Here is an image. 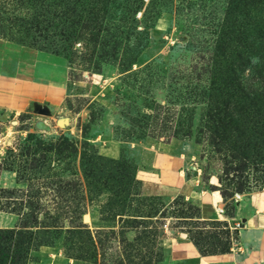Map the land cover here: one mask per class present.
Masks as SVG:
<instances>
[{
    "label": "rangeland",
    "instance_id": "1",
    "mask_svg": "<svg viewBox=\"0 0 264 264\" xmlns=\"http://www.w3.org/2000/svg\"><path fill=\"white\" fill-rule=\"evenodd\" d=\"M93 1L103 11L91 20L79 21L81 7L74 6L68 23L61 6L54 28L46 21L27 40L0 36L8 43L0 59L35 50L62 59L69 75L57 113L0 111V264H164L172 229H206L184 222L194 208L184 197L147 190L130 151L114 161L100 157L97 140L108 128L118 142L188 149L205 183L242 197L264 190V128L233 114L220 125L207 120L204 105L188 103V77L204 60L183 50L204 41V22L184 4L198 0H143L138 12L137 0ZM221 1L204 5L220 10ZM73 31L86 35L69 39ZM31 216L50 230L37 231L33 241L20 230L34 226ZM80 219L93 235L66 231ZM209 228L219 251L226 250L229 233ZM262 257L259 264L264 251Z\"/></svg>",
    "mask_w": 264,
    "mask_h": 264
},
{
    "label": "crops",
    "instance_id": "2",
    "mask_svg": "<svg viewBox=\"0 0 264 264\" xmlns=\"http://www.w3.org/2000/svg\"><path fill=\"white\" fill-rule=\"evenodd\" d=\"M0 49L8 50V43L1 39ZM6 67L12 69L8 71ZM49 72H52L50 77ZM68 81V69L62 59L18 49L14 57L5 55L0 59V111L19 115L43 106L57 113L67 98ZM97 142L99 154L108 159L118 160L126 151L134 154L137 178L152 194L180 195L195 207L198 221L229 226L232 245L225 254H213L207 235L201 231L188 228L170 231L163 244L164 264H259L263 261V191L243 196L234 204L231 202L234 196L225 199L224 189L218 183L214 180L205 183L197 176L188 149L156 141L118 142L110 128L100 133ZM238 223L242 228L234 237L233 228Z\"/></svg>",
    "mask_w": 264,
    "mask_h": 264
},
{
    "label": "trees",
    "instance_id": "3",
    "mask_svg": "<svg viewBox=\"0 0 264 264\" xmlns=\"http://www.w3.org/2000/svg\"><path fill=\"white\" fill-rule=\"evenodd\" d=\"M205 2L206 0H198L197 4H184V11L195 7L194 13L204 22V25H201V38L204 41H199L198 45H188L183 50L187 58L192 57L196 52V57L201 58L202 55L204 60L191 70L188 77V103L204 105L207 110V120L217 121L220 125L233 114L244 118L252 124V127L261 125L264 128V0H224L221 1L223 6L220 10L213 8L211 3L208 6L204 5ZM95 5L93 0H0V36L11 35L27 40L30 33H40L46 21L49 22L50 28H54L57 25L55 21L62 15L61 6L68 9V23H72L76 17L74 6L81 7L80 14L77 15L79 21L91 20L97 13H94L95 11H103V8H97ZM143 6V0H137L135 10L138 12ZM99 29L96 27L95 31ZM85 35V32L73 31L69 33L68 38L80 39ZM247 76L252 79L251 83L248 82ZM189 85L192 89H189ZM24 171L26 169H23ZM223 189L225 199L236 194L229 189ZM231 202L236 204L234 199H231ZM83 215L84 213L81 217ZM187 221L197 222L206 229H210V226L213 227L212 229L218 227L229 233L227 237H231L226 223L198 221L195 217V207L191 217H185L184 222ZM32 222L34 226L25 224L20 229L31 235V241L37 231L45 230V227L40 226L38 217ZM47 228H54L56 234H64L60 227ZM181 228L194 229L206 234L213 254L230 252L232 245L230 238L226 239L228 240L226 250L219 251L220 246L214 243L216 241L213 233L210 234L200 227L196 229L182 226ZM83 230L93 235L89 226L81 219L79 225H74L66 231L71 233ZM233 235L237 237L238 230H235Z\"/></svg>",
    "mask_w": 264,
    "mask_h": 264
},
{
    "label": "water",
    "instance_id": "4",
    "mask_svg": "<svg viewBox=\"0 0 264 264\" xmlns=\"http://www.w3.org/2000/svg\"><path fill=\"white\" fill-rule=\"evenodd\" d=\"M35 111L40 115V116H46L49 117L51 116V112L47 107H43V106H36ZM63 125H69V121L65 120L63 122ZM243 223L246 222L245 219L242 220Z\"/></svg>",
    "mask_w": 264,
    "mask_h": 264
},
{
    "label": "built area",
    "instance_id": "5",
    "mask_svg": "<svg viewBox=\"0 0 264 264\" xmlns=\"http://www.w3.org/2000/svg\"><path fill=\"white\" fill-rule=\"evenodd\" d=\"M263 193H264V190H263ZM234 202L235 203H237V202H240L241 201V199H242V196L240 195V194H238V193H236L235 195H234ZM219 213H221V214H224V210H221V209H219ZM242 228V224H240V223H238L234 228H233V230H240ZM167 230V229H166ZM167 233V232H166Z\"/></svg>",
    "mask_w": 264,
    "mask_h": 264
}]
</instances>
